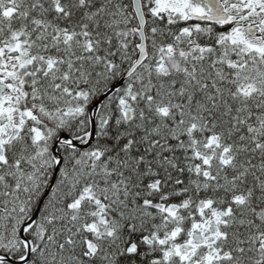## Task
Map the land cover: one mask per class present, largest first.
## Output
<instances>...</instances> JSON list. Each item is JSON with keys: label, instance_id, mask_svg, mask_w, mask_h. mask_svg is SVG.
Listing matches in <instances>:
<instances>
[{"label": "snow or ice", "instance_id": "obj_1", "mask_svg": "<svg viewBox=\"0 0 264 264\" xmlns=\"http://www.w3.org/2000/svg\"><path fill=\"white\" fill-rule=\"evenodd\" d=\"M0 264H264V0H0Z\"/></svg>", "mask_w": 264, "mask_h": 264}]
</instances>
